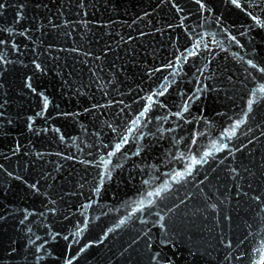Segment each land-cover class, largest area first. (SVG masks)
Listing matches in <instances>:
<instances>
[{"label":"water","instance_id":"1","mask_svg":"<svg viewBox=\"0 0 264 264\" xmlns=\"http://www.w3.org/2000/svg\"><path fill=\"white\" fill-rule=\"evenodd\" d=\"M0 264H264V0H0Z\"/></svg>","mask_w":264,"mask_h":264},{"label":"snow or ice","instance_id":"2","mask_svg":"<svg viewBox=\"0 0 264 264\" xmlns=\"http://www.w3.org/2000/svg\"><path fill=\"white\" fill-rule=\"evenodd\" d=\"M237 2V0H233V3H236Z\"/></svg>","mask_w":264,"mask_h":264}]
</instances>
